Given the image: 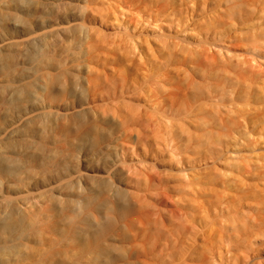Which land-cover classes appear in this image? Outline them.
<instances>
[{"label": "bare ground", "instance_id": "obj_1", "mask_svg": "<svg viewBox=\"0 0 264 264\" xmlns=\"http://www.w3.org/2000/svg\"><path fill=\"white\" fill-rule=\"evenodd\" d=\"M3 1L0 264H264V0H85L75 56ZM24 175L47 201L3 209Z\"/></svg>", "mask_w": 264, "mask_h": 264}, {"label": "rangeland", "instance_id": "obj_2", "mask_svg": "<svg viewBox=\"0 0 264 264\" xmlns=\"http://www.w3.org/2000/svg\"><path fill=\"white\" fill-rule=\"evenodd\" d=\"M10 1L4 0L3 3ZM130 4H132L133 0H128ZM0 5L2 6V0H0ZM86 3L85 0H45L44 6H42L39 10H41L42 21L44 22L43 26L40 29H35V33L33 34V39H37L38 44L44 43L48 45V52L55 50V55H59L60 47L61 46H70L71 48V55L75 56L78 51L74 50L78 33L76 30L85 24H89L88 21H85V17L82 14V9L85 7ZM6 6V4H5ZM15 4L10 3L9 7L10 10L15 12ZM176 6L180 7L182 4L180 2L176 3ZM4 8V6H2ZM35 4L26 3L24 8L27 11L34 9ZM1 12V7H0ZM12 27V24H9ZM89 27V26H88ZM15 27H13L14 29ZM128 35L132 38H144L148 36V31L145 29L141 30H131L128 31ZM7 43H5L6 45ZM0 46H4L3 44ZM196 46L192 45L191 49H195ZM207 48V47H206ZM200 51L202 50L201 47L198 48ZM36 51H34V55ZM60 60V58L58 59ZM84 60V59H82ZM80 60L79 63L82 61ZM65 67L64 64L60 67L63 69ZM71 64L67 62L66 70H69ZM91 67L93 68L94 65L91 63ZM51 73L52 75H56L58 72H53V70H48L46 73ZM83 78H86V73L81 70V68L74 69V72L71 76L72 81H82ZM81 83V82H80ZM57 93V90L53 91ZM56 95V94H55ZM144 101L143 103H137L138 96L134 95L131 97V101L129 105H131L133 110H138V112H142L143 114H149V108L145 106L148 102L149 98L146 97V94L143 93ZM161 96L159 95L158 98ZM69 102H74L76 105V110H72L74 113L81 112L83 109L78 107L79 105H83L85 103V99L79 97V92L73 89L72 97L70 98ZM140 106L139 109L136 106ZM52 112H58L59 114H71V111H67L68 108H56L54 105L50 106ZM66 111V112H64ZM49 111H40L39 109L34 111V114L31 117L34 120V130L33 134H36V137H40L46 135L47 137H51L56 135L54 132L49 133L48 130L44 133V129H47L52 125L53 117L50 115L47 119L41 117L44 113H48ZM57 119H59L57 117ZM21 126V124H18ZM55 128V126H54ZM159 166H163V162L157 161ZM23 172V171H22ZM59 173H61L59 171ZM11 182L10 180H8ZM62 182H58L52 188L58 191L59 187L61 186ZM50 188L46 184V182H38V185H35V182L30 181L28 179V175H24V180L22 183L15 182L11 186H5L3 189V209H5L8 205L6 204L5 200L8 199L10 203L22 202L23 205L26 207H31L35 203H43L48 199V193Z\"/></svg>", "mask_w": 264, "mask_h": 264}]
</instances>
